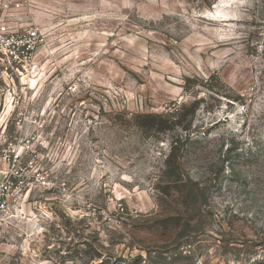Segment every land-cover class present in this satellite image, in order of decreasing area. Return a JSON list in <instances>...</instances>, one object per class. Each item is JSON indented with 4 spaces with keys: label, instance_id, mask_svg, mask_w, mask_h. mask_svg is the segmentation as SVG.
I'll return each instance as SVG.
<instances>
[{
    "label": "rangeland",
    "instance_id": "374dc122",
    "mask_svg": "<svg viewBox=\"0 0 264 264\" xmlns=\"http://www.w3.org/2000/svg\"><path fill=\"white\" fill-rule=\"evenodd\" d=\"M0 20L39 37L0 67V179L21 153L0 264H264V0H0Z\"/></svg>",
    "mask_w": 264,
    "mask_h": 264
},
{
    "label": "built area",
    "instance_id": "2783aa9c",
    "mask_svg": "<svg viewBox=\"0 0 264 264\" xmlns=\"http://www.w3.org/2000/svg\"><path fill=\"white\" fill-rule=\"evenodd\" d=\"M38 46L36 29L11 30L0 20V67L4 66L5 71L15 74L19 69L26 70L32 64ZM19 147L20 143L12 145L3 155L11 169L5 171L0 179V214L9 210L11 203L16 200L14 195L20 190L19 186H13L12 180L18 177V171L14 168L21 159ZM40 178H43L42 175ZM12 188L13 193L10 191Z\"/></svg>",
    "mask_w": 264,
    "mask_h": 264
},
{
    "label": "bare ground",
    "instance_id": "6f19581e",
    "mask_svg": "<svg viewBox=\"0 0 264 264\" xmlns=\"http://www.w3.org/2000/svg\"><path fill=\"white\" fill-rule=\"evenodd\" d=\"M31 81L33 82V80L31 79Z\"/></svg>",
    "mask_w": 264,
    "mask_h": 264
}]
</instances>
